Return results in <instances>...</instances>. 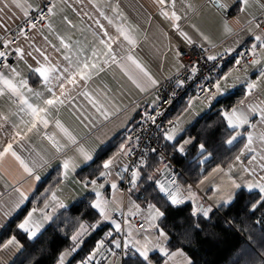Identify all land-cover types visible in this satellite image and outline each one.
Listing matches in <instances>:
<instances>
[{"label":"snow or ice","instance_id":"1","mask_svg":"<svg viewBox=\"0 0 264 264\" xmlns=\"http://www.w3.org/2000/svg\"><path fill=\"white\" fill-rule=\"evenodd\" d=\"M151 5L145 23L160 24L154 51L144 55L139 34L147 39V32L125 11L143 13L134 0H0V234L10 229L0 238V264H33L30 245L53 225L69 242L54 264H195L184 251L188 236L173 246L168 214L190 202L189 231L198 233L202 221L244 197V215L259 213L261 227L258 238L249 233L237 264H264V0ZM57 16L93 40L58 32ZM203 16L223 39L192 22ZM112 67L137 94L131 104L90 88ZM184 96L179 114L166 119L162 105ZM64 108L87 129L83 136L59 118ZM146 125L156 130V146L142 143ZM219 149L233 154L209 169ZM178 163L198 168L192 182H181Z\"/></svg>","mask_w":264,"mask_h":264},{"label":"trees","instance_id":"2","mask_svg":"<svg viewBox=\"0 0 264 264\" xmlns=\"http://www.w3.org/2000/svg\"><path fill=\"white\" fill-rule=\"evenodd\" d=\"M239 93L237 92V97ZM212 114L209 113L203 119L199 120L194 127L189 129L192 135H196L206 124L210 122L209 117ZM214 118V117H213ZM163 144V141H162ZM114 145L109 149V152L113 149ZM210 150L212 145H209ZM167 153L171 155V149L165 148ZM223 155H218L217 159L209 165V169L215 166V163L220 162V159H227L233 153L223 152L222 149L218 150ZM190 159H192L190 157ZM178 166L182 169L185 178L192 182L195 178L198 168L193 165L192 169L186 168L183 164L178 163ZM87 171V169L85 170ZM55 173L49 176L48 179L40 187L39 191H43L44 187L48 186ZM185 181V179H184ZM39 192H37V195ZM141 199L148 194L142 192ZM35 197H33L34 199ZM242 198L232 209L225 211L221 209L215 213L211 221H202V230L198 233H192L189 231L190 225L195 223L194 218H189L188 212L191 208V203L188 202L187 207H182V210L170 212L165 221L166 229L172 234L173 246H180L184 236H188L190 243L184 244V251L194 260L195 264H237V256L241 249L246 247L248 243L249 233L252 236H259L260 225L255 224V220L259 217V213L251 218H247L242 211ZM138 203L140 201H137ZM225 219L232 221L231 228L225 224ZM10 233V229L7 232L0 234V238H3ZM98 238V237H97ZM69 242L64 240L63 236L56 230L55 225L48 227L47 231L43 233L34 243L30 245L31 257L33 264H54V257L57 251L65 247ZM87 248H85V252ZM85 253H81L83 255Z\"/></svg>","mask_w":264,"mask_h":264},{"label":"crops","instance_id":"3","mask_svg":"<svg viewBox=\"0 0 264 264\" xmlns=\"http://www.w3.org/2000/svg\"><path fill=\"white\" fill-rule=\"evenodd\" d=\"M36 0H33V3H35ZM58 3H60V0H57ZM122 6L127 5L129 0H120ZM193 4H199L202 2V0H191ZM226 2L231 3V0H226ZM134 3L137 5H143V13L138 16L137 11L133 10L132 8H125L126 14H128L129 19L133 22H139L142 27L145 29L147 32V39H145V36L143 33L139 34V38L141 40L142 48H143V54L144 55H149L151 52L154 51L153 49V44L156 42L155 37L153 36V33H155L157 26L160 24V21L158 18H154L151 21V24L149 25L148 23H145V20L148 15L152 14L154 9L152 8L151 5V0H134ZM64 6V5H61ZM65 7V14L69 17L70 20L73 21V23H76L78 27H83L87 29L86 24H81L80 18L76 16L75 13L72 12L70 8ZM235 9L232 10L233 15H235ZM231 18V17H230ZM193 23H198L201 24L206 31H208L214 39L220 40L223 39L219 35V33L216 31L214 24L208 19L207 16L200 17L198 19H194L192 21ZM54 26L58 32L61 34H67L68 32H73L77 39L81 41L82 44L87 45V43L91 40H93V36L90 31L85 30L83 33L77 31L76 29H69L67 24H65L60 16H57L54 21ZM172 63L171 59V53L168 54L167 57L164 58L163 60V71L164 74L167 75L169 71V67ZM227 70V68L225 69ZM90 88L93 91L96 90H103L104 88H107L111 91L113 95L117 96V99L121 101L124 104H131L133 101L137 99V94L134 91H130V86L127 84L125 80L122 79L121 73L119 69L112 67L109 69H106L105 72L101 73L98 78H96L91 84ZM184 98L183 100L177 102L174 106V110L170 116L171 119H173L175 116H177L181 110V107L184 103ZM59 118L62 120V122L69 127L71 130H73L75 133H77L80 136H83L87 129L84 128V126L81 124L80 120L76 118V116L72 113L67 108H64L61 110L59 113ZM3 133L0 132V136H2ZM117 138V142H118ZM94 146V142H90ZM30 147L29 145H25V148ZM115 148V145L111 151H113ZM18 151L21 152L22 155H27V151L23 149H18ZM6 166L12 168V170H15V165L12 161H7ZM183 182V180L181 181ZM27 188L28 185H25ZM207 195L211 196L212 193L209 192ZM110 196V193H109ZM199 203H204L205 206H207L208 201L206 200H201L198 201Z\"/></svg>","mask_w":264,"mask_h":264},{"label":"built area","instance_id":"4","mask_svg":"<svg viewBox=\"0 0 264 264\" xmlns=\"http://www.w3.org/2000/svg\"><path fill=\"white\" fill-rule=\"evenodd\" d=\"M187 96H184V98H186ZM181 101V99H177L173 105L169 108V106L167 104H164L162 105L163 108H168V112H167V116H166V119H171L170 116L174 110V106L177 102ZM149 141H151L153 143V146H156V130L154 127H151V126H145V129L143 131V134H142V143L144 144H147ZM161 145H162V140L160 141ZM160 151L162 153H165L166 155H169L167 153V151L165 150V148L161 147L160 148ZM170 156V155H169ZM167 162V161H165ZM160 167H163V165L161 164ZM177 173L180 174V176H182V172H181V169L175 164L174 165Z\"/></svg>","mask_w":264,"mask_h":264},{"label":"rangeland","instance_id":"5","mask_svg":"<svg viewBox=\"0 0 264 264\" xmlns=\"http://www.w3.org/2000/svg\"><path fill=\"white\" fill-rule=\"evenodd\" d=\"M177 165V164H176ZM160 166V165H159ZM178 166V165H177ZM179 168H180V166H178ZM181 169V168H180ZM181 172H182V169H181ZM184 179L185 180H187L186 178H185V176H184V174H183V172H182V176H181V181L183 180L184 181ZM188 181V180H187ZM190 182V181H189Z\"/></svg>","mask_w":264,"mask_h":264}]
</instances>
